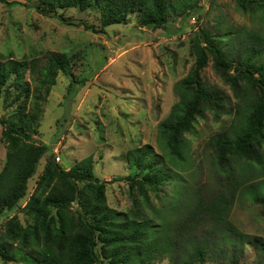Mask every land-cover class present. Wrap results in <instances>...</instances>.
Masks as SVG:
<instances>
[{"label": "trees", "instance_id": "16d2710c", "mask_svg": "<svg viewBox=\"0 0 264 264\" xmlns=\"http://www.w3.org/2000/svg\"><path fill=\"white\" fill-rule=\"evenodd\" d=\"M24 1L25 6L44 16H57L63 22L69 20L61 12L69 9L94 12L99 18V28L86 21L78 23L93 32L126 25L132 17H137L145 27L165 28L176 10L189 15L194 7L189 4L191 0ZM0 3L12 4L9 0H0ZM237 3L259 18L261 31L244 34L232 27L221 33L200 30L193 42L195 65L177 83L176 94L180 100L161 125L165 156L155 153L148 145L126 155L131 170L126 181L145 202L149 199V189L158 193L168 184H174L175 188L181 186L182 176L170 164L186 162L187 136L196 133L199 120L205 119L207 113L215 118L233 115V110L227 111L218 90L204 80L203 73L211 61L241 101L236 105L230 130L212 138L218 170L230 176L241 162L264 169V0H237ZM60 72L72 74V59L67 54L52 53L29 60L0 54V100L4 99L8 108H14L11 116L0 118L2 140L7 147L6 161L0 171V214L20 210L21 203L27 199L21 212L29 218L25 224L18 219L6 223L5 235L0 238V258L24 264H101L104 261L155 264L159 258H169L173 264H239L241 250L251 237L227 220L232 201L225 193L209 201L199 196L187 218L176 225L168 220L164 210L156 212L158 222H155L138 208L120 212L109 207L106 184L97 177L92 156L69 170L51 156L29 195L30 182L49 151L35 139L42 104L57 84ZM180 195V192L175 194ZM249 198L252 203L264 206V184L250 192ZM174 206L179 209L175 203ZM205 216L212 217L218 229L211 235L220 238L192 245V252L181 261L179 249L189 231L187 228Z\"/></svg>", "mask_w": 264, "mask_h": 264}, {"label": "rangeland", "instance_id": "374dc122", "mask_svg": "<svg viewBox=\"0 0 264 264\" xmlns=\"http://www.w3.org/2000/svg\"><path fill=\"white\" fill-rule=\"evenodd\" d=\"M9 1L12 4L0 3V54L29 60L60 53L72 59V74L60 72L57 84L42 104L35 139L49 151L30 182L29 195L51 156L67 170L92 156L95 173L106 184L109 207L120 212L138 208L155 222H158L156 212L164 210L168 220L176 225L187 218L199 196L209 201L225 193L232 201L227 220L251 237L241 250L239 264H264V206L252 203L249 198L250 192L264 184V169L241 162L230 176L218 170L211 141L230 130L236 105L241 101L234 96L231 85L216 72L213 61L203 73L204 80L218 90L227 111L233 110V115L215 118L207 113L205 119L199 120L196 133L187 136L186 162L181 164L175 160L170 164L182 176L179 188L168 184L158 193L149 189V199L145 202L126 181L131 173L126 157L129 151L148 145L155 153L166 154L161 125L180 100L176 94L177 83L195 65L193 42L200 30L221 33L232 27L251 34L261 31L259 18L244 11L237 0H191L189 4L194 6L191 13L176 10L165 28L145 27L137 17H132L126 25L93 32L78 23L86 21L99 28V18L94 12L69 9L61 12L69 20L63 22L57 16H44L25 6L24 0ZM13 110L4 99L0 100V118L11 116ZM6 153L0 126V171ZM176 192L181 195L175 196ZM26 202L27 199L21 203L20 210L0 214V238L5 235L6 223L10 220L18 219L23 224L29 220L21 212ZM174 203L179 209H174ZM187 229L179 249L181 261L192 252V245L220 238L211 235L217 229L212 217L205 216ZM0 264L24 263L0 258ZM155 264L173 263L169 258H159Z\"/></svg>", "mask_w": 264, "mask_h": 264}]
</instances>
